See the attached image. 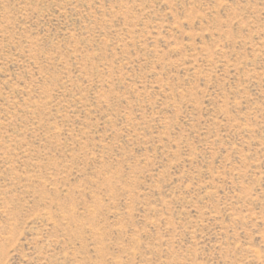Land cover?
<instances>
[{
	"label": "rangeland",
	"instance_id": "1",
	"mask_svg": "<svg viewBox=\"0 0 264 264\" xmlns=\"http://www.w3.org/2000/svg\"><path fill=\"white\" fill-rule=\"evenodd\" d=\"M0 264H264V0H0Z\"/></svg>",
	"mask_w": 264,
	"mask_h": 264
}]
</instances>
